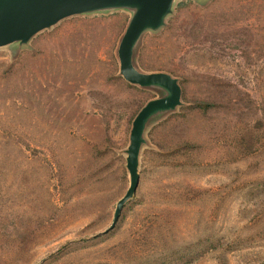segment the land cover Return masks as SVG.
Here are the masks:
<instances>
[{
	"label": "rangeland",
	"instance_id": "374dc122",
	"mask_svg": "<svg viewBox=\"0 0 264 264\" xmlns=\"http://www.w3.org/2000/svg\"><path fill=\"white\" fill-rule=\"evenodd\" d=\"M132 17L0 48V264H264V0H175L144 35L136 65L178 79L184 105L150 123L138 193L103 234L130 187L133 122L166 96L120 76Z\"/></svg>",
	"mask_w": 264,
	"mask_h": 264
},
{
	"label": "water",
	"instance_id": "95a60500",
	"mask_svg": "<svg viewBox=\"0 0 264 264\" xmlns=\"http://www.w3.org/2000/svg\"><path fill=\"white\" fill-rule=\"evenodd\" d=\"M174 3L175 0H0V48L14 44L25 46L38 34L72 17L113 10L133 12L118 49L120 76L132 86L163 90L166 96L148 102L133 122L126 152L130 187L117 204L112 226L103 234L116 229L125 206L138 193L140 160L150 123L155 117L175 113L184 105V91L178 79L167 73H145L135 59L144 35L166 25Z\"/></svg>",
	"mask_w": 264,
	"mask_h": 264
},
{
	"label": "trees",
	"instance_id": "16d2710c",
	"mask_svg": "<svg viewBox=\"0 0 264 264\" xmlns=\"http://www.w3.org/2000/svg\"><path fill=\"white\" fill-rule=\"evenodd\" d=\"M199 109L201 110L202 107H198V108H193V107L185 108V109H183L182 113L180 115L176 116L175 118L179 122H188L191 117H193V119L196 118V115L199 114ZM195 146L196 145H194V147L192 148L193 150L195 149ZM183 151H184L183 149L180 150L179 152L177 151V154H179V153H181ZM192 152H194V151H192Z\"/></svg>",
	"mask_w": 264,
	"mask_h": 264
}]
</instances>
